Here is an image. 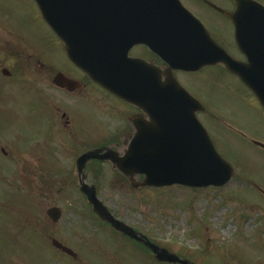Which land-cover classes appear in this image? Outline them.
<instances>
[{
    "label": "flooded vegetation",
    "instance_id": "af4514ba",
    "mask_svg": "<svg viewBox=\"0 0 264 264\" xmlns=\"http://www.w3.org/2000/svg\"><path fill=\"white\" fill-rule=\"evenodd\" d=\"M179 1L202 21L215 42L240 65L246 67L245 69L252 70L256 67V58L260 55L262 56L258 59L264 62V40L252 39L251 36L257 35L249 34L246 27L241 26V34L238 37L240 39L236 41L234 24L228 15L241 9L238 20L240 25L246 26L253 20L250 16L257 12V9L249 5V1ZM254 1L264 6V0ZM157 22L153 16L148 20L142 19L139 23H132L134 29L138 27L140 34H144V38L143 42L129 47L131 49L128 57L145 61L156 67L158 71L164 72L169 66L155 50V42L160 38L158 34L160 27ZM146 32L149 37L145 35ZM8 34L15 40L12 44L8 39H2L0 34V47L4 40L14 52L0 57V188L5 189L6 192L0 195V264H19L20 259L22 264H168L155 261L153 252L144 242L140 243L124 236L115 231L109 223L101 221L94 214L92 205L81 191L80 178L75 174L71 179L68 172L71 170L70 166L58 164L55 158L62 152L75 154V145L83 146V150L76 153L73 164L75 167L78 156L93 148L124 149L125 139L127 144L133 134L135 118L143 117L142 112L131 104L109 95L120 103V108L112 109L114 112L112 119L117 118L116 122L113 123L110 119L107 123L113 135L108 140L109 143L88 144L83 135L76 133L77 127L80 132L82 128L80 119L77 121L78 117L75 115L78 109L72 107L73 104L70 109L64 104L57 105L58 102H53L48 91L59 93L71 102V97L83 95L87 86L93 85L96 88L98 86L92 81L88 82V85L85 74L67 59L66 54L45 55L33 50L24 40L12 36L10 32ZM66 61L71 63L72 70L64 67ZM209 70L215 72V74L212 72L215 79L213 77L211 79L217 82L222 80L223 85L229 89L243 88L244 92L252 95L246 84L228 73L223 64L205 66L197 72L176 70L173 71V75L189 90L188 85L195 86L198 81L203 83L199 77ZM58 76L63 80L67 79L64 81L72 80V83L69 86L64 83L62 87H57L54 80ZM185 79L188 82H184ZM7 82L18 85L16 98L21 100L19 97L21 94L26 96V109L22 100L21 103L9 104ZM199 90L201 91L199 97L189 91L203 104L205 110L200 115H204L206 106L211 104V99L205 96L208 95L205 89L199 88ZM252 96L256 98L255 95ZM17 105L21 125L17 124L15 127L10 118V110ZM28 108L39 117L36 128L26 131L21 126L25 122L23 110ZM124 110L127 114L125 113L123 122L119 118V113H123ZM213 116L212 113L208 116L211 119L209 121L220 120L215 116L213 119ZM230 130L234 129L230 128ZM220 133L218 129L215 131L216 136ZM80 136L81 138H78ZM211 139L216 150L222 151L213 134ZM255 140L259 139H251L247 143L262 149ZM94 163L109 164L107 161L104 163L97 160L87 162L82 177L83 183L87 185H94L87 183V169L91 170ZM65 177L67 179H64ZM81 199L85 203L84 210H81ZM112 214L116 220H121L113 212ZM131 227L136 230L132 225ZM136 231L144 236V240L152 243L141 231ZM23 239L36 246V251L31 253L27 245L23 246L21 242ZM65 247L67 249L63 250ZM177 255L181 260H187L188 264H199L195 255L184 256L180 253Z\"/></svg>",
    "mask_w": 264,
    "mask_h": 264
},
{
    "label": "water",
    "instance_id": "95a60500",
    "mask_svg": "<svg viewBox=\"0 0 264 264\" xmlns=\"http://www.w3.org/2000/svg\"><path fill=\"white\" fill-rule=\"evenodd\" d=\"M35 2L43 21L63 42L69 60L97 84L123 101L136 105L148 117L147 120H135L136 133L123 157L112 151L100 155V150H93L77 159L82 192L101 220L109 222L116 231L141 241L134 230L113 218L97 199L96 188L83 183L81 174L90 159H110L130 181L138 174L145 175L142 182L132 184L137 188H160L171 184L221 187L235 176L232 166L215 150L207 130L196 117L202 109L201 103L179 84L171 69L196 71L205 65L223 62L230 72L249 86L264 107V62L258 59L262 55L256 58V67L245 69L218 49L210 34L178 0ZM146 3L153 4L161 19L162 37L155 42V50L170 66L163 80L155 68L127 57L130 48L126 47L138 42L136 36H142L134 34L140 33L139 28L128 34L132 23L142 21L136 11L145 14L151 11L146 9ZM141 4H144L143 10L138 8ZM231 19L235 21L233 15ZM261 24L259 21L253 23L255 28ZM255 30L260 32L258 28ZM58 82L63 83L59 77ZM147 245L159 261L186 264L165 249L149 242Z\"/></svg>",
    "mask_w": 264,
    "mask_h": 264
},
{
    "label": "rangeland",
    "instance_id": "374dc122",
    "mask_svg": "<svg viewBox=\"0 0 264 264\" xmlns=\"http://www.w3.org/2000/svg\"><path fill=\"white\" fill-rule=\"evenodd\" d=\"M9 32L45 55L64 54L59 39L40 18L34 0H0V34L2 39H8L12 44L15 40L9 37ZM4 40L0 57L14 53ZM64 67L67 70L73 68L69 61ZM212 72L215 74L209 70L200 75L199 80L203 83L198 81L195 86L188 87L197 97L201 96L199 88L205 89L208 94L205 96L211 99L205 114L198 119L218 141L221 157L237 171L235 178L225 187L135 189L108 163H94L91 170L87 169V183L96 186L98 198L121 220L173 254H198L196 260L199 264H264V197L253 187L258 183L256 187L264 189V152L247 143L255 138L264 142V110L257 99L244 92L243 88L229 89L222 80L211 79ZM6 84L9 104L21 103L22 100L26 109V96L20 93L21 100L16 98L18 85ZM48 93L53 102H58L57 105L64 104L70 109L73 104L72 107L78 109L75 115L77 121L80 119L82 128L80 132L77 127L76 133L83 135L88 144L110 142L107 140L113 133L107 123L113 117L112 109L120 108L119 101L93 85L87 86L83 95L71 97V102L54 91ZM18 108L17 105L10 110L15 127L21 125ZM126 112L119 113L123 122ZM23 113L25 122L22 129H35L39 115H34L30 108ZM211 113L220 120L209 121ZM116 120L112 119L113 123ZM217 129L221 132L219 136L215 135ZM75 146V154L62 152L55 156L58 164L70 166L68 172L71 179L76 174L73 165L76 153L83 150V146ZM0 190V195L6 193L5 189ZM80 204L81 210H84V201ZM21 242L23 246H28L31 253L36 251V246L28 240ZM201 252L204 253L199 254ZM21 261L18 263L22 264Z\"/></svg>",
    "mask_w": 264,
    "mask_h": 264
}]
</instances>
